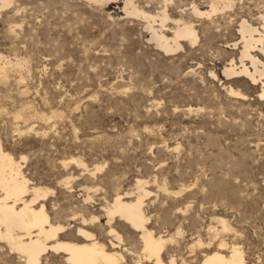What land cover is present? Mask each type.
Returning <instances> with one entry per match:
<instances>
[{
  "label": "rangeland",
  "instance_id": "obj_1",
  "mask_svg": "<svg viewBox=\"0 0 264 264\" xmlns=\"http://www.w3.org/2000/svg\"><path fill=\"white\" fill-rule=\"evenodd\" d=\"M132 1L152 15L165 9L164 25L153 24L168 36L175 20L192 23L196 42L180 39L179 49L164 51L149 39L142 13L125 11V0L0 6L1 145L18 160L26 156L21 168L30 184L51 188V218L69 224L72 236L79 213L94 214L92 229L108 243L103 207L142 178L152 192L144 199L148 226L164 234L182 228L167 247L199 231L208 239L211 217L220 216L232 226L221 237L247 257L264 258V101L257 100L259 84L223 73L231 60L240 63V21L260 27L264 0H230L210 15L192 6L208 10L212 0ZM52 111L60 115L39 117ZM71 156L87 169L62 163ZM65 177L71 179L61 185ZM116 217L125 245L138 250L137 231ZM65 261L63 252L49 250L41 264ZM0 264L25 263L0 239Z\"/></svg>",
  "mask_w": 264,
  "mask_h": 264
},
{
  "label": "bare ground",
  "instance_id": "obj_2",
  "mask_svg": "<svg viewBox=\"0 0 264 264\" xmlns=\"http://www.w3.org/2000/svg\"><path fill=\"white\" fill-rule=\"evenodd\" d=\"M8 2L9 0H0V6ZM222 2V7L219 6L218 0H212L208 10H201L195 5L192 6V10L197 14L210 15L231 3L230 0H222ZM222 2L219 0V3ZM124 4L128 14L129 12L142 13L150 32L149 39L154 40L155 44L164 51L179 49L180 39L191 42L197 39L193 24L185 21L175 20L177 24L171 36L155 28L153 22L159 20L158 22L163 26L165 20L169 18L165 9L157 15H152L134 6L132 0H125ZM261 16L264 18V13ZM238 30L241 42H239L241 47L238 55L240 63L237 61L239 64H236L231 60L224 67L223 73L228 79L243 75L242 77L249 78L252 84H259L258 92L256 91L259 98L257 100L264 101V60L255 52L258 50L264 56V20L260 27H256L243 19L239 23ZM246 59L249 63L244 61ZM0 73L5 74L4 67H0ZM228 91L236 98L247 99V94L240 89H234L231 86ZM56 115L60 113L52 111L48 116L42 113L39 117L47 120ZM19 116H22L21 111L15 113V117ZM25 158V155H21L19 160L16 159L12 153L3 148L0 142V239L11 250L17 251L23 257L25 264H41L43 254L49 250L63 252L64 259L69 264H264V258L261 256L255 259L247 257L236 241H226L219 235L232 229L228 220L220 216L211 217L214 223H209L205 229L209 234L208 239L203 238L198 230L199 232L192 236L189 242H182V244L175 242L176 245L172 248L167 247V243L174 244L175 234H180L182 228L178 226L175 231L164 234L155 233L148 226L149 215L144 209V199L152 192L147 186L148 181L142 178L135 179L131 191L117 192L103 207L106 215L105 234L108 236L106 239L108 243L102 241L92 229L93 224L99 221V216L94 214L87 217L79 213L80 221L76 226L74 225L75 235L72 236L69 224L51 218L45 201L47 195L52 192L51 188L30 184L29 179L24 175L21 161ZM69 161L83 165V170L86 168L81 159L73 156L62 163L67 164ZM70 179L71 177H65L59 181L62 185L68 183ZM161 188L169 191L166 187ZM84 189L89 190L88 187ZM181 190L182 187L169 192L175 195ZM91 198L92 196L87 192L84 201L88 202ZM76 215L77 212H73L70 218H77ZM115 216L137 231L140 241L138 250L135 249L136 247L132 249L125 245L124 236L112 224Z\"/></svg>",
  "mask_w": 264,
  "mask_h": 264
}]
</instances>
